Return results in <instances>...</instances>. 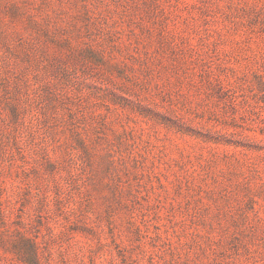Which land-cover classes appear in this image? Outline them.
<instances>
[{"label": "rangeland", "instance_id": "rangeland-1", "mask_svg": "<svg viewBox=\"0 0 264 264\" xmlns=\"http://www.w3.org/2000/svg\"><path fill=\"white\" fill-rule=\"evenodd\" d=\"M0 264H264V0H0Z\"/></svg>", "mask_w": 264, "mask_h": 264}]
</instances>
